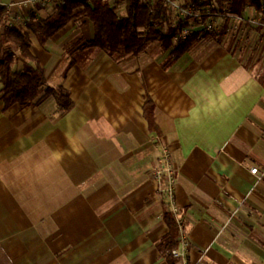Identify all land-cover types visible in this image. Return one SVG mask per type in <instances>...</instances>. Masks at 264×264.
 Wrapping results in <instances>:
<instances>
[{
  "label": "crops",
  "instance_id": "crops-1",
  "mask_svg": "<svg viewBox=\"0 0 264 264\" xmlns=\"http://www.w3.org/2000/svg\"><path fill=\"white\" fill-rule=\"evenodd\" d=\"M0 3L27 16L36 1ZM244 17L259 24L249 7ZM237 26L175 60L157 43L113 59L87 45L84 17L44 44L29 35L47 84L72 106L0 101V264H264V25L242 26L229 49ZM165 149L182 256L161 249L171 204L151 171Z\"/></svg>",
  "mask_w": 264,
  "mask_h": 264
},
{
  "label": "trees",
  "instance_id": "trees-1",
  "mask_svg": "<svg viewBox=\"0 0 264 264\" xmlns=\"http://www.w3.org/2000/svg\"><path fill=\"white\" fill-rule=\"evenodd\" d=\"M177 1L183 8H191L198 14L180 15L169 8L165 0H58L51 3L55 11L46 17L36 15L35 10L48 5L38 2L33 4L26 16L25 27H21L10 22V11L1 4L0 101L3 102V107L23 106L52 96L59 114L71 108L72 101L68 92L61 85L47 84L43 68L30 51L29 36L33 34L40 44H44L69 21L86 18L92 27V38L87 45L104 51L113 59L138 55L149 45L157 43L175 60L187 53L199 38L211 37L220 42L222 34H218L217 26L226 30L228 26L236 23V31L240 32L242 26L257 30L264 25V0ZM247 7L260 16L259 24L244 17ZM208 22L212 24L211 30L191 29L186 37L176 39L181 27ZM228 43L227 48L230 49L231 44L239 46L242 42L232 37ZM152 108L151 100L146 98L144 114L151 126L154 124L149 114ZM163 217L169 226L170 235L161 245V249L172 255L171 251L180 244L179 226L170 212H165Z\"/></svg>",
  "mask_w": 264,
  "mask_h": 264
},
{
  "label": "built area",
  "instance_id": "built-area-1",
  "mask_svg": "<svg viewBox=\"0 0 264 264\" xmlns=\"http://www.w3.org/2000/svg\"><path fill=\"white\" fill-rule=\"evenodd\" d=\"M35 1L42 5H50L53 1H58V0H35ZM165 1L167 2L169 8H171L173 11L178 12L180 15L196 16L198 14L197 12L193 11L191 8H183L180 2L177 0H165ZM25 19L26 16H23L20 13L12 14L10 16V22L14 25H18L21 27H25ZM254 22L256 23V20H254ZM198 28H202V29L205 28L207 30H211L212 24L208 22L205 24H200L198 26L181 27L177 33L176 39H182L187 36V34L191 29H198ZM256 171H257L256 167L250 169L251 173H256ZM151 177L155 182H162L164 180L167 181V185L165 186L164 191L168 197L169 203L171 204V212L175 216L176 221L178 222V226H179L178 240L182 248V251L173 249L171 251V254L173 256H182L185 250L188 248L189 242L187 235L182 227V224L178 218V208L174 204V196H173V190L175 186L174 169L172 164L170 163L169 152L166 149L163 150L161 156L157 159V163L151 171Z\"/></svg>",
  "mask_w": 264,
  "mask_h": 264
},
{
  "label": "rangeland",
  "instance_id": "rangeland-1",
  "mask_svg": "<svg viewBox=\"0 0 264 264\" xmlns=\"http://www.w3.org/2000/svg\"><path fill=\"white\" fill-rule=\"evenodd\" d=\"M220 23H221V22H220ZM219 25H220V24H219ZM228 27H229V26H228ZM228 27H227V28H228ZM226 31H227V30H225V28H221V26H217V32H218V34H222L221 38H222L223 40H226V41H227V39H225V38L228 37V36L225 37V36H226ZM231 34H232V33H230L229 35H231ZM238 35H240L238 31H236V32L234 31V32H233V36H234L233 38H237V39H238V38H239ZM217 38H220V37H217Z\"/></svg>",
  "mask_w": 264,
  "mask_h": 264
}]
</instances>
